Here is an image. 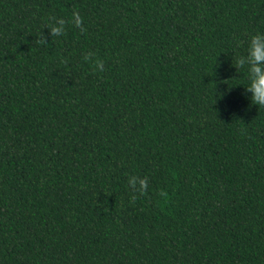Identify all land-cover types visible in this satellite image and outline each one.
Returning <instances> with one entry per match:
<instances>
[{"label":"trees","instance_id":"1","mask_svg":"<svg viewBox=\"0 0 264 264\" xmlns=\"http://www.w3.org/2000/svg\"><path fill=\"white\" fill-rule=\"evenodd\" d=\"M257 32L264 0H0V264H264Z\"/></svg>","mask_w":264,"mask_h":264},{"label":"clouds","instance_id":"2","mask_svg":"<svg viewBox=\"0 0 264 264\" xmlns=\"http://www.w3.org/2000/svg\"><path fill=\"white\" fill-rule=\"evenodd\" d=\"M75 22L79 25L80 20L77 18ZM64 24L63 19L56 21V24L50 29L51 35H61L64 31ZM87 58L85 57V59ZM97 67L102 69V62H97ZM236 67H246L249 83L244 86L245 93H251L252 104L264 107V32H257L250 37L246 54L238 58ZM129 183L135 187L136 178H131ZM139 184L140 190H143L147 186L146 179L140 180Z\"/></svg>","mask_w":264,"mask_h":264}]
</instances>
